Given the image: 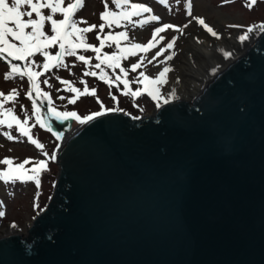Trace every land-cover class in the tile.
I'll list each match as a JSON object with an SVG mask.
<instances>
[{"label": "water", "instance_id": "1", "mask_svg": "<svg viewBox=\"0 0 264 264\" xmlns=\"http://www.w3.org/2000/svg\"><path fill=\"white\" fill-rule=\"evenodd\" d=\"M169 101L69 119L52 195L0 264H264V31Z\"/></svg>", "mask_w": 264, "mask_h": 264}, {"label": "rangeland", "instance_id": "2", "mask_svg": "<svg viewBox=\"0 0 264 264\" xmlns=\"http://www.w3.org/2000/svg\"><path fill=\"white\" fill-rule=\"evenodd\" d=\"M70 3L74 4L76 0H64L62 7H67ZM134 4H143L151 11L141 10L139 15H133L130 20L121 19L119 25L113 23L112 18L104 19L105 12L119 15L122 12L136 11ZM187 5L188 0H120L119 4L115 3V0H81L73 12V20L77 22V27L91 29L82 33L84 44L92 45L91 48L76 49V55L63 57L62 66H53L47 71L43 69V63L48 62L43 53H34L25 61L15 60L7 56V53L0 57V104H3V107H0V113H3L0 119L8 121L15 115L21 122H26L30 131L29 138L22 135L15 124L11 129L7 124L0 126V171H8L9 167L14 168L25 160L29 161L25 164L26 169H30L41 159L46 161L39 186L34 181L16 180L13 183L0 178V211L5 213L0 217V232L9 224H16L20 232L27 234L33 219L48 203L58 173V166L54 162L58 146L56 133L67 123V120L59 121L47 114L48 102L36 97L35 92H32L31 81L28 77L13 72L12 64L20 65L22 71L25 64H28L32 66L33 71L41 72L38 78L41 90L49 93L57 111H76L81 119L86 115L110 109L128 112L134 116L153 113L162 104L163 99L153 100L148 94L152 88L151 80L158 79L159 73L165 67L170 69L166 73L167 82L160 86L161 95L164 96V90L168 89L180 71L179 59L183 51L181 45L189 33L210 36L207 29L199 24L198 18L204 19L205 23L218 33L219 38L227 33L246 31L247 27L252 25L264 24V0H257L255 5H251V0H191V15H188ZM41 11L44 15L51 14L50 9ZM153 16L160 19L152 20ZM33 18L38 17L33 14ZM53 18L62 19L63 13H57ZM101 24L104 25L103 29L100 28ZM164 24H171L173 27L156 33L155 29L163 28ZM30 30L29 28L26 31ZM43 30L46 35L55 34L51 32L50 21H45ZM120 32H126L127 39H121L119 44L108 39L109 34L117 36ZM80 35L76 34L72 39L79 43ZM12 42L19 44L18 41ZM150 42L152 47L148 50L137 49L136 55L124 57L119 68H110L102 59H98L133 43ZM169 43H173L172 49L167 48ZM95 48H100V52H96ZM47 51L55 55L59 51V45L56 44ZM80 55H84L87 62L80 61ZM97 63H101L100 69L95 68ZM132 64H137L138 67L133 70ZM91 72H96L97 75L92 76L89 74ZM140 73H144V76ZM101 75H104V80L100 79ZM125 79L129 81L127 88L123 83ZM45 80L48 81L47 84L44 83ZM70 87L79 88L80 96L77 97L75 93L68 91ZM85 87L88 88L87 93L83 91ZM146 88L148 91H145ZM135 91L142 94L132 95ZM29 92L32 94L29 95ZM9 96L14 99L9 100ZM70 99H75L76 103H69ZM36 104H43L41 118L50 122L51 130L37 122ZM9 109L11 111H8ZM80 124L75 118L72 119V129ZM5 132L9 135H4ZM32 140H36L37 144H33ZM39 144L44 147L40 148ZM5 159H11L12 165L4 164Z\"/></svg>", "mask_w": 264, "mask_h": 264}, {"label": "snow or ice", "instance_id": "3", "mask_svg": "<svg viewBox=\"0 0 264 264\" xmlns=\"http://www.w3.org/2000/svg\"><path fill=\"white\" fill-rule=\"evenodd\" d=\"M257 0H251V5H255ZM81 3V0H76V3H70L67 7H62L64 4V0H0V57L4 56L7 53V56L13 57L18 61H25L28 57L33 56L34 53H43V56L47 58V63H43V69L47 71L50 67L53 66H62L63 57L74 56L76 55V49L79 48H91L92 45H85L84 38L82 33L89 32L91 29L89 28H80L77 27V22L73 20V12L77 8V6ZM115 3L119 4L120 0H115ZM188 15H191V0H188ZM50 9V15H44L41 9ZM133 8L136 11L133 12H122L119 15L116 13H104V19L108 20L112 18V22L119 25L120 20H130L133 15H139L140 11L149 12L151 9L144 6L143 4H134ZM30 9V10H26ZM57 13H63L62 19H54L53 16ZM33 14L38 18H33ZM27 17V19H25ZM152 20H159L158 16L151 17ZM51 22V32L55 33L54 35H46L44 29L45 21ZM198 22L200 25H203L204 28L207 29L212 36H218V33L213 30L212 27H209L205 20L202 18H198ZM95 27V26H93ZM171 24H164L163 28H156L155 32L160 33L164 29L172 28ZM31 29L30 31H26L27 29ZM100 28L103 29L104 25L101 24ZM259 28L260 31H264V24L262 25H252L247 27L246 31L239 36V40L241 42L247 40L249 35L255 30ZM76 34H81L79 36V43L72 39V37ZM109 40H114L117 44H119L121 39H127L126 32H120L117 36H112L109 34ZM155 39V36H153ZM12 41H18L19 44L13 43ZM58 44L59 51L52 55L47 51L50 47ZM104 41H101V47H103ZM152 47L151 42L149 44H140L133 43L130 46L119 48L116 52L112 54H105L102 58L98 57V59H102L103 63H106L110 68H119L120 61L126 56H134L136 55L137 49L139 50H148ZM168 49L173 48V43H169L167 45ZM100 48H95L96 52H100ZM161 53H157L160 55ZM225 55H231V53H225ZM172 57H168L171 59ZM79 60L83 62H87L86 57L84 55L79 56ZM55 62V63H54ZM138 67L137 64H132L131 68L135 70ZM95 68L100 69L101 63H97ZM26 70H21L20 65L12 64V71L17 72L22 76L28 77L31 81L32 92H35L36 97L40 100H46L48 102L47 114L54 117L56 120L65 121L70 118H75L81 124L91 121L95 117H99L104 114L103 111L95 112L91 115H86L81 119L80 116L77 115L76 111H57V109L53 106L52 100L49 97V93L46 91H42L40 87L39 77L41 76V72L33 71L32 66L25 64ZM123 71V69H122ZM170 69L165 67L163 71L159 73L158 79L151 80L152 88L150 91L146 88L145 91H148V94L151 96L153 100L163 99V103H169V99L167 96L161 95V85L165 84L166 81V73H168ZM92 76H96V72L89 73ZM126 74V73H125ZM141 76H144V73H140ZM104 75L100 76L101 80H104ZM148 79L147 77H145ZM45 84L48 83L47 80L44 81ZM64 83H68V81H64ZM125 88L128 87L129 81L125 79L123 81ZM68 91L73 92L76 96H80L81 90L79 88L70 87ZM84 93L88 92V88H84ZM32 93L29 92V95ZM93 94L94 91H93ZM126 94V93H125ZM139 91H135L132 93L134 96L141 95ZM2 95V94H0ZM168 96H174V93H169ZM9 100L14 99V97L9 96ZM60 99H64V97H60ZM35 104V101H33ZM69 103L75 104V99H70ZM0 107H3V104H0ZM43 108V104L35 105V117L37 122L41 124L42 127H47L51 130V124L49 121L41 118V110ZM115 109H110L109 111H114ZM8 111H11L9 109ZM3 113H0L2 116ZM7 124V127L11 129L13 125L18 126V131L30 138V131L26 127V122H21L15 115L11 117L10 120L6 121L4 119H0V126ZM4 135H9V133L5 132ZM57 138H59L60 133H56ZM33 144H37L36 140L31 141ZM40 148H43L44 145L39 144ZM47 156L48 154L45 153ZM4 164L11 166L12 160L5 159L3 161ZM29 161L25 160L23 163L17 164L14 168L9 167L8 171H0V178H3L5 182L12 181L13 183L16 180H20L22 182L34 181L37 186L40 185V175L42 170L46 168V161L41 159L37 161L33 167L30 169L25 168V164H28ZM5 213L0 211V217H3Z\"/></svg>", "mask_w": 264, "mask_h": 264}, {"label": "bare ground", "instance_id": "4", "mask_svg": "<svg viewBox=\"0 0 264 264\" xmlns=\"http://www.w3.org/2000/svg\"><path fill=\"white\" fill-rule=\"evenodd\" d=\"M244 32L227 33L221 38L212 36L211 33L210 36L189 33L187 39L181 45L183 51L179 59L181 62L180 71L173 78L168 89L164 90L163 95L167 96L169 100L182 98L252 39L262 33L257 28L249 35L247 40L241 42L239 36ZM225 53H231V55H225ZM169 93H174V96H168ZM18 231L20 232L16 224H9L1 230L0 236L11 235Z\"/></svg>", "mask_w": 264, "mask_h": 264}]
</instances>
